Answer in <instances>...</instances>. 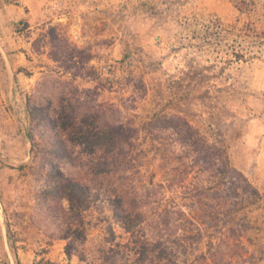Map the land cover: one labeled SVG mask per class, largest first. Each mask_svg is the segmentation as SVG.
<instances>
[{"label":"rangeland","instance_id":"obj_1","mask_svg":"<svg viewBox=\"0 0 264 264\" xmlns=\"http://www.w3.org/2000/svg\"><path fill=\"white\" fill-rule=\"evenodd\" d=\"M0 36V264H264V0H0Z\"/></svg>","mask_w":264,"mask_h":264},{"label":"trees","instance_id":"obj_2","mask_svg":"<svg viewBox=\"0 0 264 264\" xmlns=\"http://www.w3.org/2000/svg\"><path fill=\"white\" fill-rule=\"evenodd\" d=\"M159 120L160 118L157 119V121ZM152 121L151 124L154 126L156 119L153 122ZM61 127L65 131L67 130V134L71 141L85 144V147L89 149L90 154L96 153L100 148L112 153L120 146V135L119 132L116 131L118 128L105 129L98 126L97 123L89 122L88 120L77 122L74 115L71 114L65 115V118L62 119ZM186 134L188 133L186 132ZM188 138L189 140L195 139V135L190 134ZM195 144L196 145L192 151L194 152L197 161L202 163L206 168L217 166L215 167L216 170L225 179L230 180L238 186L245 187L247 191L249 190L246 185L242 184V180H244V183L250 184L248 179L242 172L230 166L228 155L225 151L210 144L203 138L197 140ZM61 187H63L64 191H59V193L64 194L63 196L69 199L71 210L78 211L82 206H87L90 194L87 192L88 187L71 180H68L67 184H63ZM55 191L56 190L53 188L50 193L53 194ZM251 196L254 201H257L261 197L260 192L255 188L251 192ZM68 252L69 254L71 253V251Z\"/></svg>","mask_w":264,"mask_h":264},{"label":"crops","instance_id":"obj_3","mask_svg":"<svg viewBox=\"0 0 264 264\" xmlns=\"http://www.w3.org/2000/svg\"><path fill=\"white\" fill-rule=\"evenodd\" d=\"M12 8V6H11ZM13 12L15 13V15H12L10 19L17 21L19 18H23L25 16H28L29 14L27 13V9L25 6L22 5H18L13 7ZM0 38L3 40L4 38H2L0 36Z\"/></svg>","mask_w":264,"mask_h":264},{"label":"built area","instance_id":"obj_4","mask_svg":"<svg viewBox=\"0 0 264 264\" xmlns=\"http://www.w3.org/2000/svg\"><path fill=\"white\" fill-rule=\"evenodd\" d=\"M111 67L114 68L113 65H112V66L110 65L109 67H106V68H104V69H105V70H109Z\"/></svg>","mask_w":264,"mask_h":264}]
</instances>
